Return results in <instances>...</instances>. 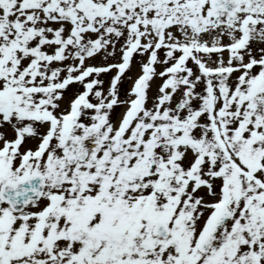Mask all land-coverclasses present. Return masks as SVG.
Segmentation results:
<instances>
[{
	"label": "snow or ice",
	"instance_id": "6c2138e0",
	"mask_svg": "<svg viewBox=\"0 0 264 264\" xmlns=\"http://www.w3.org/2000/svg\"><path fill=\"white\" fill-rule=\"evenodd\" d=\"M0 264H264V0H0Z\"/></svg>",
	"mask_w": 264,
	"mask_h": 264
}]
</instances>
